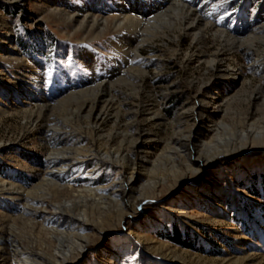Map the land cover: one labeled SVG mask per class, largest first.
<instances>
[{
    "label": "rangeland",
    "instance_id": "374dc122",
    "mask_svg": "<svg viewBox=\"0 0 264 264\" xmlns=\"http://www.w3.org/2000/svg\"><path fill=\"white\" fill-rule=\"evenodd\" d=\"M51 1L0 0V84L5 85L0 90V180L27 191L39 183L49 150L67 142L49 137L57 121L65 123L64 136L83 139L82 147L99 135L112 136L107 145L115 150L128 148L129 135L139 129L137 155L148 162L132 184L133 196L130 203L125 201L122 215L112 216L84 251L65 264H113L103 252L113 248L118 234H131L138 242L137 256L121 257V264H264V0H206L210 12L201 35H187L186 23L176 15L149 25L138 53L129 57L130 77L111 82L95 110L97 121L80 112L84 103L94 101L92 94L55 105L44 116L21 94L34 67L41 79H32V89L48 104L61 96L66 82L88 76L82 54L117 67L111 62L117 59L111 46L117 32L108 29L95 37L77 28L82 5L98 4V19L109 21L115 0H64L68 14H78L71 24L66 15L52 11ZM235 27H244V32L233 48L220 31ZM13 89L19 100L9 103L5 96ZM207 114L214 123L212 132L203 130ZM89 123L95 128L87 127ZM189 136L194 141L191 153L201 157L194 159L193 172L185 171L186 158L180 162L169 157L176 141ZM219 139L223 142L215 148ZM90 164L68 169L63 181L78 190L118 179L119 167L90 169ZM63 197L57 201L67 199ZM0 198V236L13 231L26 247L44 250L47 245L51 256L54 243L38 230L41 219L34 229L24 226L19 214L23 203L2 190ZM216 205L224 214L213 220ZM175 228L177 237L172 235ZM0 264L17 263L6 254Z\"/></svg>",
    "mask_w": 264,
    "mask_h": 264
},
{
    "label": "bare ground",
    "instance_id": "6f19581e",
    "mask_svg": "<svg viewBox=\"0 0 264 264\" xmlns=\"http://www.w3.org/2000/svg\"><path fill=\"white\" fill-rule=\"evenodd\" d=\"M205 1L203 0L200 5L194 6L192 5L193 0H115V3H112L113 7L109 10L111 12L109 21L98 19L97 14H95L96 11H100V8L97 7L98 4L89 3L88 5H82L78 11L79 15H83L77 27L78 30L83 32L88 29L95 37H102L108 29H110L109 31L114 30L117 32V35H115L117 37L116 42L111 44L115 50L114 55L117 58V61L112 59L111 62L117 64V67L114 68L112 64L109 67L88 54H82L80 56L81 61L90 71L88 76L79 81L66 82V88L60 91L61 96L52 101L51 104H48L46 97L44 98L38 90H35L37 88L32 89V79H35L34 82H39L41 79L40 69L34 67L29 73L32 74L28 79L29 81L24 83L25 86H21L23 88L21 94L25 95L28 98L27 100L37 104L39 113L43 116L48 114L55 105L61 104L66 100H74L80 96L92 94L95 98L92 99L94 101L84 103L80 112L85 110L87 119L97 121L100 118L98 114H95V110H97L99 102L107 97L111 82L121 81L120 76H123L122 79L130 77L129 57H133L134 54L138 53L139 45L146 40L148 26L155 24L159 20L163 21L170 15H176V17H180L177 19L181 23H186L184 30L187 35L195 32H198L197 35H201L200 27L204 26L205 20L208 19H206L208 17L207 13L209 14L210 12L207 9L208 7H206L207 5L204 4ZM51 3L53 12L67 16L68 24H71L74 16L78 15L74 13L68 14V4L64 0H52ZM261 29L262 33H264V25L261 26ZM243 32L244 27H235L233 30L228 28L227 31H220V34L225 37L231 47L236 48V42ZM6 40L9 41L10 38ZM2 52L1 54L4 58L5 52L4 50ZM15 55L13 54V57ZM12 60L14 61L15 59ZM20 64L21 60L17 59V70H19ZM102 66L106 68L104 69ZM96 68L99 69V72L95 71ZM14 85L17 86V82ZM3 86H5L4 83H1L0 90ZM27 87L30 91H33L28 93L29 90L26 91ZM11 92H13L10 93L12 95L5 96V100L9 103L12 101L17 102L20 95L17 92L19 91L13 89ZM26 103L28 104L29 102ZM215 110L219 112L220 107L216 106ZM207 117L209 121L207 124L203 120L200 122L204 123L205 127H203V130L212 132L211 128L214 127V123L209 114H207ZM90 126L95 128V125L87 124V127ZM64 128L65 123L61 121H57L55 125L50 126V139L65 137L67 142H64L59 148L52 147L49 150L47 164L50 166L47 165L42 178L34 188L27 191L21 185L10 184L5 180H0V190L11 196L12 201L23 203L19 214L24 226L34 229L36 220L41 219L38 230L47 236L50 241H53L54 253L51 256L47 255V245L44 250L36 249V246L26 247L24 242L16 238L12 234L13 231H11L6 236H0V258H4L6 254H9L17 264H65L69 259L84 251L91 237L97 235L112 216L122 215V207L125 206V201L129 202V199L133 196L132 184L137 180L139 170H143L145 165H147L146 163H148L137 155L142 145L141 130H134L129 135L128 148L122 147L115 150L107 145L112 136L103 137L98 135L96 138L89 139L84 144L85 146L82 147L83 139L80 136H71L70 138L67 135L64 136L62 133ZM193 142V139L189 136L186 139L176 141L173 148L169 147L171 151V156L169 157L172 160L176 159L182 162L184 158L187 159L184 168L187 172L195 171L193 169L194 159L197 161L201 160L199 155H193L190 151L189 147L193 146ZM222 142L223 140L219 139L218 142H215L216 145L214 147L216 148ZM216 158L215 155L210 161ZM88 162H91L90 169L98 168L102 170L104 165L119 167L118 179L103 187L99 185L92 186L93 188L83 186L78 190L69 188L63 181V178L66 177L65 171L72 168H80ZM150 171L147 174H151L153 170ZM156 185L157 183H153L150 187L154 186L152 188L154 189ZM63 196H66L67 199L61 202L57 201ZM213 213V220H217L218 216L224 214V208L216 205ZM137 244L138 242L133 240L131 234H118L112 239L113 248L103 253L113 264H121L119 261L121 257L131 259L137 256ZM253 255V253L249 254V256ZM230 261L239 260L231 257Z\"/></svg>",
    "mask_w": 264,
    "mask_h": 264
},
{
    "label": "trees",
    "instance_id": "16d2710c",
    "mask_svg": "<svg viewBox=\"0 0 264 264\" xmlns=\"http://www.w3.org/2000/svg\"><path fill=\"white\" fill-rule=\"evenodd\" d=\"M173 233H174V235H175V237H177V233H178V231L176 230V228L172 231V235H173ZM168 239H171L172 241H174L175 243L177 242L178 243V238H168Z\"/></svg>",
    "mask_w": 264,
    "mask_h": 264
}]
</instances>
